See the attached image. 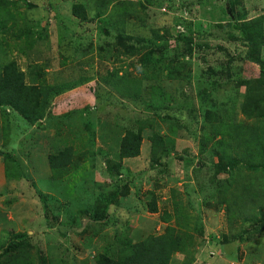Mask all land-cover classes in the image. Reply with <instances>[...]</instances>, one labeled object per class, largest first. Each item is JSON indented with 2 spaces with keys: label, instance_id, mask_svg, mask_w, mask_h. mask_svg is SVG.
<instances>
[{
  "label": "rangeland",
  "instance_id": "rangeland-1",
  "mask_svg": "<svg viewBox=\"0 0 264 264\" xmlns=\"http://www.w3.org/2000/svg\"><path fill=\"white\" fill-rule=\"evenodd\" d=\"M113 1L114 4L100 13H97V5L89 4L92 8L91 11L88 10L89 18L81 22L72 14L73 0H50L53 2L54 16H47L46 6H39L43 3L40 0H12L8 6V10L15 15L17 26L7 33H0V48L5 49L6 43H10L7 50L0 51V62L14 59L25 69L26 64L33 59L31 53L20 51L22 38L17 40L12 35V31L24 28V23H29L28 19L31 18L30 25L33 29L39 30L43 35L46 33V36L49 35L48 39L60 29L67 31L60 44L55 40L50 43L53 46L51 49L46 48L45 35L36 44L41 50V59L47 62L48 83H53L58 78L73 83L79 79V82L71 90H66L53 99L39 126H31L10 109L7 110L8 118H4L0 110V244H5L15 234L26 233L30 244V248L26 250L35 264L40 263L38 256L41 255L46 257V264H58L61 258L65 264L69 263V259L79 264L81 260L88 258L90 264L95 252L106 247H117H110L113 242L117 245V233L120 238L128 234L135 237L134 231L141 230L146 234H158L169 224L182 229L189 236L186 247L173 254L169 264H264V206L261 207L262 212L256 208L250 212L242 204L231 205L220 201L225 180L232 179L234 185L236 177H230L229 171L215 173L214 164L218 162V157L214 154L218 147L213 145L212 139L206 138L205 132L209 128L203 119V108L209 106L224 112L222 115L226 119L235 116L236 121L255 124L256 120L246 118L237 106L241 100L240 95L247 89L245 86L232 87V82L214 91H211L210 86L207 91L211 94L203 102V107L199 106L198 101L197 75L200 71L211 72L210 75L201 77L203 81L221 82L229 78H226L227 72H230L231 80L237 79L236 76L256 77L259 72L255 64L237 58L238 54L244 53L245 47L229 36L233 33L227 24L230 18L227 13L229 0H155L154 4L146 0ZM231 1L235 7L234 14H244L247 19L261 16L264 21V0ZM28 2L32 6H27ZM119 2L124 4L118 5ZM1 13L6 14L7 9ZM178 19L182 23L176 27ZM7 21V25L12 24L11 19ZM165 28L171 32L168 36L171 53L185 46L182 40H178V45L173 42L179 32L192 39V54L181 56V63L172 66L174 71H179L173 81L176 84L182 83L178 79L182 73L184 84L179 86L178 91L174 88V83L166 89L171 95H176V107L183 113L179 120L181 136L171 135L167 131L172 120L160 117L161 114H166L164 109L158 110L159 112L156 110V114L146 113V119L142 120L150 122L158 133L171 135L170 138L175 140L174 154L179 158L175 159L171 155L166 165H156L147 170H144L149 162L147 154L138 161L123 160V166L131 175H120L116 185L122 186L124 182H128L130 194L121 198L119 205L111 206L105 223L94 222L85 216L80 218V225L75 224L68 231L59 224L64 219L63 214L57 217L55 211L58 210V204L64 202L71 184L80 181L79 176L83 177L82 183H85L89 177L88 172L93 170L94 181L101 183L98 186L88 182L95 192L114 189L115 184L110 182V176L104 170L106 163L104 157L101 158L102 153L106 151L112 157L115 146L113 138H116L118 130L115 119L121 126L137 125L133 124L138 112H134L137 109L133 108L132 91L129 94L124 90L118 92V86L122 89L121 81H112L108 85L103 81V75L109 71H115V76L123 77L129 71L133 76L130 80L135 81H139L143 75L142 66L139 62L135 63L139 55L135 59L116 55L115 35L117 31L124 30L132 36L153 39V30L163 34ZM75 40L78 47L76 49L72 43ZM133 43L137 45L134 40ZM230 56L234 57V61L228 64ZM261 56L264 59V46ZM219 71L223 73L219 75ZM165 77L167 76L163 78ZM92 90H96L98 98L104 96L110 101L111 113L98 118L96 108L90 107L88 111L84 109L90 101ZM145 92L148 94L150 90ZM142 96L145 95L139 94L138 99H144ZM143 101L141 109L145 107L147 99ZM124 103L128 106L121 110ZM169 104H172V100ZM181 104H185L183 109ZM119 115H122L120 119ZM260 125L264 128V123ZM143 130L144 134L151 133L148 128ZM190 134L193 135L192 138L188 136ZM64 145H72L75 151H87V156L83 158L84 167L78 172L79 175L72 172L67 176L64 181L70 187L61 191V177L51 178L48 154ZM3 153L12 155L16 162L29 170L24 173L27 180L17 173L7 174ZM193 156V161L189 162ZM98 160L101 161L98 163ZM186 160L187 168L184 167ZM12 165L11 163L10 166ZM240 166L231 169V172L239 174L240 181L246 183L248 179L254 178L256 187L264 188V184L256 180L262 175L260 169L257 172L252 170L249 174L250 171ZM150 191H155L158 195L156 213L144 209ZM40 193L48 194L50 198L47 201L41 200ZM72 194L73 191L68 193ZM177 209L180 212L178 217ZM164 210L171 215L169 221L162 220Z\"/></svg>",
  "mask_w": 264,
  "mask_h": 264
},
{
  "label": "trees",
  "instance_id": "trees-1",
  "mask_svg": "<svg viewBox=\"0 0 264 264\" xmlns=\"http://www.w3.org/2000/svg\"><path fill=\"white\" fill-rule=\"evenodd\" d=\"M40 1H43V3L41 2L39 6H46L45 11L47 16H54L53 2H50V0ZM146 1L150 4L156 2L155 0ZM113 2V0H73L71 11L75 19L79 18L81 22L89 18L88 10H92L89 4L97 5V13H100L101 11L107 10L108 6ZM10 3H12V0H0V33H7V31L12 29L15 25L17 26L14 13L8 10ZM123 4V2L118 3V5ZM27 6H32V3L28 2ZM228 6L231 8L234 15V19L232 20L229 18L227 23L233 30V33H230L229 36L245 47L244 53L238 54L237 58L255 64L259 72L256 77L236 76L237 79L234 80L229 79L230 72H227L226 78H229H227L225 82H221L218 80L203 81L201 77H205V74L210 75L211 72L200 71L197 75L199 79L198 101L199 106L203 107V102L207 101L211 94L207 91L210 86H212L211 91H214L217 88L226 87L232 82V87L238 88L240 86H245L247 89L243 95H240L241 100L237 106L241 114H244L246 118H254L256 120L255 124H246L241 121H236L235 116L226 119V117L222 115L224 112L206 106L203 108V119L204 122L208 123L209 129L205 132V136L206 138L209 137L212 139L213 145L218 147V151L214 154L216 155L215 157H218V162L214 164L215 173H227V171H229L230 177H236L234 185L232 184V179L229 178L225 180L226 185L221 190L219 197L220 201L228 202L231 205L234 203L242 204L246 206L247 210L250 212H252L254 208L262 212L261 207L264 206V188H257L256 181H253L254 178L248 179L246 183L240 181L238 177L239 174L237 175V173L231 172V169L238 168L241 165L240 167H244L250 171L249 174H251L252 170L257 172V170L260 169L262 175L255 179L259 180L260 184H264V128L260 125L264 123V59L261 56L262 47L264 46V21L261 16L247 19L244 17V14H234L235 7L231 0L228 1ZM4 9H7V13L3 15L1 12ZM10 19L12 20V24L7 25V20ZM28 20L29 23H24V28L19 31H12V35L17 40L22 38L20 40L22 44L19 45L20 51L25 52V54L31 53L33 59L26 64L25 69H22L14 59L0 62V110L4 118H8L7 114L9 113L7 110L10 109L29 124L39 126L47 115L53 99L64 91L71 90L75 84L79 82V79H76L73 83L58 78L55 82L48 83L46 79L47 62L41 59V50L36 46L39 39H42V37L47 34L45 33L43 35L40 34L39 30H34L33 26L30 25L32 19L29 18ZM38 22H40L39 19ZM180 23H182V21L178 19L176 21L177 25L175 24L176 27ZM53 26L54 23L52 27ZM152 33L153 39L132 36L131 34L125 33L124 30L117 31L115 35L114 45L116 44L115 53L117 56L123 55L135 59V57L139 55L138 59H135V63L139 62L142 66L141 71L143 75L140 77L139 81L130 80V77L133 76L129 71H126L124 77L121 75L115 76L114 74H117L115 71H109L106 75H103V81L107 85L112 81H121L123 84L122 89L118 86V92L122 90L128 94L130 91L133 92L130 93L134 98L132 104L133 108L137 109L134 112H138L135 120H133V124H137L134 127L133 125L121 126L115 119L114 123L118 124V130L116 138H113L115 146L111 153L112 157H110L106 151L102 153L103 156L101 158L104 157L106 163L104 170L106 174L110 176V182L114 183L116 187L108 192H95V189H93L88 182L90 181L98 186H101V183L94 181L93 170L88 172L89 177L85 180V183H82L83 177L79 176L81 180L76 184H71L70 187L67 181L64 180L67 176H70L72 172L78 174L82 166L84 167L82 162L84 163L83 158L87 156V151H75L72 145H64L57 150L55 149V152H50L48 154V163L52 171L51 178L61 177V191H65L67 187H70L68 193L73 191L72 195H68L67 193L64 202H60L62 203L61 206L59 203L57 206L58 210L55 211L57 217L63 214L64 219L60 221L59 224L63 225L68 231H71L75 224L80 225V218L85 216L89 217V219L94 222L105 223L111 206L114 204L115 206L119 205L120 200L130 194L128 182H124L122 186L116 185L120 180V175H131L130 171L123 166V160L138 161L141 157L143 159L147 154L149 155V162L147 164L148 167L144 169L147 170L156 165H166L171 155L175 159L179 158L174 154L175 140L170 137L171 135L181 136L179 131L181 128L179 120H181L183 113L181 109L178 110L176 107L178 101L176 95H171L166 89H168V86L172 87V83L175 84L174 88L176 90L180 85L184 84L181 78L182 73L180 74V78L178 77V79H181L179 82L182 83L176 84L173 81L175 78L174 76H176L179 71L178 69L174 71L172 66L181 63V60H179L181 56L184 57L186 54H192V47L190 45L192 39L185 34H181L182 32H179L173 42L178 45V40H182L185 46L179 51L174 50V53H171L169 48L170 39L168 38L171 32L165 28L163 34H160L158 30H153ZM66 34V30L60 29L58 33H55V35L49 37V39V35L46 36L44 39L47 40L45 43L46 48L51 49L53 47L50 44L54 42L53 40L60 44L62 39L66 37ZM1 37L3 38V36ZM133 40L137 45H134ZM72 43L75 49L78 48L76 47V40ZM9 46L10 43H6L5 49L7 50ZM5 49L0 48V51H5ZM233 61L234 57L230 56L228 64ZM209 70L211 71V68H209ZM222 73V71H219V75ZM165 75L167 77L163 78ZM113 78L114 80H112ZM133 86H135L134 89L132 88ZM203 86L204 88H202ZM147 89L150 90L148 94L145 92ZM95 92L96 90L90 92V101L84 109L88 111L90 107L96 108L98 111L96 114L98 118L100 115L111 113L110 107L112 105L110 101L104 96L98 98ZM109 92H111V90H109ZM140 92L145 95L142 96L144 99H138V95L141 94ZM181 95L184 96L183 93ZM104 99L105 101H103ZM146 99L147 102H145ZM142 100L145 102V107L143 109H141L140 106ZM171 100L172 104H169ZM190 100H192V97ZM190 102L191 101H188V103ZM107 103L109 107H106ZM225 104L226 103H223V105ZM184 105L181 104L182 109ZM122 106L123 108L121 110H124L128 105L124 103ZM162 109L166 111V114H161L160 117L165 120H172V123L169 126L167 125V131L171 134H169L170 136L167 135L168 133H158L150 122L142 120L146 119L144 117L146 113L152 114L153 112L156 114V110L161 111ZM234 111H236V108ZM121 116L122 115H119L118 119H120ZM144 128H148L151 133L149 134V132H146L144 134ZM221 133L224 135H220ZM188 136L192 138L193 135L191 136L190 134ZM92 140L93 137L91 141ZM3 154L4 165L7 167V174L14 175L17 173V175L25 178L24 173L29 170L22 167L18 161L16 162L12 155L7 153ZM193 159L194 156L189 162H192ZM100 161L101 160H98L97 162L99 163ZM11 163L13 164L12 166H10ZM187 166L186 160L184 167L187 168ZM25 180L27 179L25 178ZM40 194L41 200L47 201L50 198L48 194ZM157 199L158 195L155 191H150V197L146 201L144 209L148 212L156 213L158 211ZM44 207L45 211H47L48 207L46 203ZM51 212L53 211L51 210ZM179 213L177 209V217ZM170 219L171 215L164 210L162 220L169 221ZM134 232L135 237L128 234L124 235L123 238H120L117 233L115 235L117 245L115 242L110 245V247L117 246V250L116 248L108 249V247H106L102 251L95 252L90 264H169L173 254L184 249L189 239L188 234L184 233L182 229H176L169 224L165 226L163 232L158 234H146L142 232V230ZM68 233L69 232H67V234ZM27 237H29V235L26 233H18L5 244H0V264H35L30 254L28 256V250H26L30 248V244L26 239ZM88 240H90V238H88ZM38 260L40 261L39 264H46L47 259L45 256L41 255L38 256ZM88 260V258L81 260L79 264H89ZM49 261L48 258V262ZM67 261H69L67 264H75L73 259ZM58 264H65L64 259H59Z\"/></svg>",
  "mask_w": 264,
  "mask_h": 264
},
{
  "label": "water",
  "instance_id": "water-1",
  "mask_svg": "<svg viewBox=\"0 0 264 264\" xmlns=\"http://www.w3.org/2000/svg\"><path fill=\"white\" fill-rule=\"evenodd\" d=\"M227 13L230 16V18L233 20L234 19V15H233L232 10H231V8L229 6L227 7Z\"/></svg>",
  "mask_w": 264,
  "mask_h": 264
},
{
  "label": "crops",
  "instance_id": "crops-1",
  "mask_svg": "<svg viewBox=\"0 0 264 264\" xmlns=\"http://www.w3.org/2000/svg\"><path fill=\"white\" fill-rule=\"evenodd\" d=\"M31 126H33V125H31Z\"/></svg>",
  "mask_w": 264,
  "mask_h": 264
}]
</instances>
